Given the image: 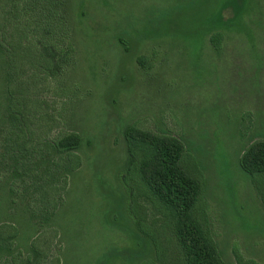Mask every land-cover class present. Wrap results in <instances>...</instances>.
Returning <instances> with one entry per match:
<instances>
[{
  "label": "rangeland",
  "instance_id": "obj_1",
  "mask_svg": "<svg viewBox=\"0 0 264 264\" xmlns=\"http://www.w3.org/2000/svg\"><path fill=\"white\" fill-rule=\"evenodd\" d=\"M26 4L68 50L58 73L30 78L32 90L46 88L62 124L51 135L81 136L56 233L36 240L46 263L185 264L169 211L128 162L123 131L134 126L183 141L182 164L202 185L195 212L223 263L264 264V174L239 166L247 146L264 139V0ZM236 7L243 9L237 22L215 25ZM214 31L223 35L218 50Z\"/></svg>",
  "mask_w": 264,
  "mask_h": 264
},
{
  "label": "trees",
  "instance_id": "obj_2",
  "mask_svg": "<svg viewBox=\"0 0 264 264\" xmlns=\"http://www.w3.org/2000/svg\"><path fill=\"white\" fill-rule=\"evenodd\" d=\"M27 2L0 0V264H47L36 240L44 231H55L58 199L81 163V136L71 129L51 135L59 122L42 94L46 88L33 91L30 84V78L41 73L45 79L58 73L68 50L51 41L47 20L30 13ZM242 10L236 7L235 19L222 18L215 25L237 22ZM222 38L220 31L212 33L214 49H220ZM123 137L128 162L148 193L169 211L185 264H224L196 215L202 185L182 164L181 138L134 126L126 127ZM239 166L249 175L264 174V139L247 146ZM25 239L23 252L18 244ZM60 260L53 262L61 264Z\"/></svg>",
  "mask_w": 264,
  "mask_h": 264
}]
</instances>
